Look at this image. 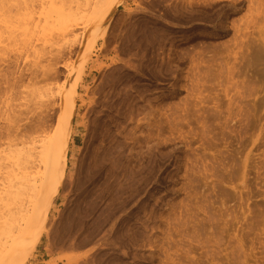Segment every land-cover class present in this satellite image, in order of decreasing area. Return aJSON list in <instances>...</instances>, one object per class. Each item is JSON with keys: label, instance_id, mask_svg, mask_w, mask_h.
<instances>
[{"label": "rangeland", "instance_id": "1", "mask_svg": "<svg viewBox=\"0 0 264 264\" xmlns=\"http://www.w3.org/2000/svg\"><path fill=\"white\" fill-rule=\"evenodd\" d=\"M88 19L80 20L86 33ZM100 30L93 35L92 59L103 67L87 68L89 95L80 108L71 177L85 148L81 118L113 60L129 69L123 83L142 111L141 126L129 140L128 170H139L151 148L162 159L145 174L156 181L140 209L135 202L117 210L129 191L119 171V191L115 180L93 189L91 202L105 201L104 217L113 216L102 233L103 260L90 264H264V0H124L103 39ZM77 52L65 62L73 69ZM157 198L163 203L155 208ZM152 211L159 230L149 247L133 250L132 259V250L110 233L122 216L129 214L122 228L131 232ZM46 237L38 264L57 257L46 249ZM93 246L68 251L84 256Z\"/></svg>", "mask_w": 264, "mask_h": 264}, {"label": "bare ground", "instance_id": "2", "mask_svg": "<svg viewBox=\"0 0 264 264\" xmlns=\"http://www.w3.org/2000/svg\"><path fill=\"white\" fill-rule=\"evenodd\" d=\"M123 1L0 0V67L6 69L0 72V146L5 145L0 151V264H38L44 234L46 249L57 255L47 264L101 260L102 233L113 211L104 217L107 206L103 200L91 202L93 189L104 180H115L117 190L121 189L120 172L129 191L127 203L118 204L117 210L135 202L140 209L151 197L155 176L145 174L162 159V153L150 147L139 170H128L129 144L142 111L123 83L131 75L129 69L115 60L105 66L104 80L88 99L81 118L86 120L85 148L79 163L74 162L78 163L76 178L69 171L80 133V108L89 95L84 85L91 74L87 68L91 65L92 72L103 67L92 59L93 37L101 27L99 37L104 38ZM84 17L89 18V25L84 23L88 33L80 22ZM130 30L137 37V28ZM76 48L80 58L73 69L65 62ZM112 170L116 175H108ZM162 201L157 198L153 207H160ZM155 214L152 211L137 222L131 232L122 228L129 218L124 215L110 233L122 247L132 250V259L133 250L146 249L155 239L159 230ZM80 226L83 234L72 235ZM91 244L97 247L89 249V255L68 251Z\"/></svg>", "mask_w": 264, "mask_h": 264}]
</instances>
